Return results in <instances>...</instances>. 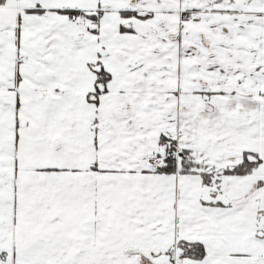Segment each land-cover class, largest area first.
Masks as SVG:
<instances>
[{
	"label": "snow or ice",
	"instance_id": "1",
	"mask_svg": "<svg viewBox=\"0 0 264 264\" xmlns=\"http://www.w3.org/2000/svg\"><path fill=\"white\" fill-rule=\"evenodd\" d=\"M0 264H264V0H0Z\"/></svg>",
	"mask_w": 264,
	"mask_h": 264
}]
</instances>
